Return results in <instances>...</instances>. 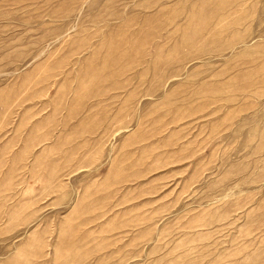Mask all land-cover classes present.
<instances>
[{
  "label": "rangeland",
  "instance_id": "obj_1",
  "mask_svg": "<svg viewBox=\"0 0 264 264\" xmlns=\"http://www.w3.org/2000/svg\"><path fill=\"white\" fill-rule=\"evenodd\" d=\"M0 264H264V0H0Z\"/></svg>",
  "mask_w": 264,
  "mask_h": 264
}]
</instances>
